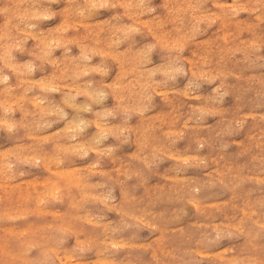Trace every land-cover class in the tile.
Returning <instances> with one entry per match:
<instances>
[{
    "label": "clouds",
    "instance_id": "obj_1",
    "mask_svg": "<svg viewBox=\"0 0 264 264\" xmlns=\"http://www.w3.org/2000/svg\"><path fill=\"white\" fill-rule=\"evenodd\" d=\"M0 264H264V0H0Z\"/></svg>",
    "mask_w": 264,
    "mask_h": 264
}]
</instances>
